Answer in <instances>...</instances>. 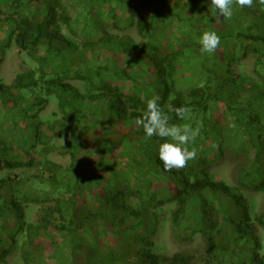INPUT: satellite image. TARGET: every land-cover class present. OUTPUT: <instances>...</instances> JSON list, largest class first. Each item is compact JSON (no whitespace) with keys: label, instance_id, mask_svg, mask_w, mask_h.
Here are the masks:
<instances>
[{"label":"trees","instance_id":"1","mask_svg":"<svg viewBox=\"0 0 264 264\" xmlns=\"http://www.w3.org/2000/svg\"><path fill=\"white\" fill-rule=\"evenodd\" d=\"M32 1L47 4L49 8V14L37 25L34 41H29L32 34L28 30V19L16 11L15 0H11V7L4 4L0 7V22L7 25L6 36L23 52L30 51L31 44L36 47L41 39H45L50 42L49 51L56 57L65 51L76 53L79 50L77 42L62 33L59 23L61 18L70 33L77 34L74 16L64 0ZM103 1L104 5L97 3L99 14L108 12L107 21L114 30L126 32L137 26L140 36L146 41L137 44L122 37L102 36L97 41L83 43L82 48L94 51L108 45L125 55L143 54L142 62L129 58L126 67L119 71L134 85L125 87V83L119 84L117 75H107L109 65L91 66L89 63H86V72L78 69L75 76L78 80L87 81L91 90L88 95H82L76 87L65 83V77L51 78L42 65L18 74L11 85L0 80V94L9 97L15 110L31 121L39 118L59 87L71 91L74 97L81 96L96 108H102L110 118L100 121L102 127L97 125L80 130L78 126H72L74 115L67 113L66 103L59 100L62 123L56 126L53 121L40 120L35 124L31 148L40 147L44 155L58 152L69 156L70 163L65 170L69 176L62 174L64 167L61 164L50 160L45 162L46 177L20 179L18 176H0V202L3 191L10 186L13 192L11 203L19 215L16 223L8 221L5 224L10 227L8 230L4 229L5 225L0 228V241L4 243L5 237L11 241L9 245L0 244V264H10V257L20 247L19 235L28 244L25 264H76L56 261V256L66 247L60 240H48L51 235L69 236L72 240L70 250L77 254L79 251L80 258L84 254L81 252L84 246L86 253L84 262L80 264H136V261L141 264H196L195 255L190 253L177 252L169 257L157 251L153 241L156 211L168 204L175 206L170 218L179 236L184 226L189 224L188 228L200 233L208 252H212L223 247L226 226L232 224L233 233L228 234V238L233 239L232 244L238 248L245 244V251L252 257L249 264H264V245L257 232V226L264 227V212L252 211L248 200L239 195L241 188L234 189L223 180H214L211 167L217 164L221 155L213 154L214 149L211 152L210 149L203 150L205 154L189 161L185 168L166 172L159 160L158 148L161 143L171 141L153 137L159 146L156 143L157 148L148 149L143 129L134 124L135 119L142 117L147 110V101L159 96L160 106L169 117L170 124L183 125L191 121L196 127L199 123L202 125L196 139L199 143L212 139L218 143L217 148L221 152L226 149L238 153L239 150L246 160L245 166L238 171L241 190L248 188L264 194V112L251 106L254 105L253 94L264 102V4L254 0L251 8L239 10L238 7L231 19H221L222 29L216 32L221 37L217 51L211 55L204 54L193 65L189 62L186 65L188 56L184 47L168 41V53L162 54L160 43L150 41L151 25L147 17L140 13L128 14L119 7V0ZM162 2L163 5L182 7V11L177 12L168 7L171 10L168 12L178 24L187 23L202 36L203 31L198 29L203 27V19L195 16L193 22L190 17L195 12L196 0ZM160 13L161 10L151 12ZM54 41L61 46H54ZM249 55L256 58L255 72L262 81L234 71V65H240ZM211 56H215L217 64L210 69L207 60ZM69 60L76 63L73 58ZM247 84L254 92L245 89ZM24 91L30 93L29 99L23 95ZM244 98L250 101V105L238 107ZM23 102H26L25 106ZM181 106L189 108V117H194L178 119L174 109ZM220 108L221 114L217 110ZM215 111L219 112L216 118ZM96 115L105 117L102 111ZM6 116L7 113L0 108V123ZM211 116L213 119L209 120ZM210 121L212 127L209 126ZM56 138L64 139L65 144L56 145ZM76 141L80 143L79 149ZM99 149H108L110 157H101L97 153ZM85 153L91 159L85 163L78 161L77 155ZM133 157L142 160V171L132 165ZM119 159L124 164L127 162L126 165H122ZM33 167L34 161L24 162L9 137L0 138V173ZM247 168L250 171L247 172ZM96 176L105 178V185L102 187L100 182L93 193L87 191L85 187L95 183ZM32 181L55 192V196L47 199L25 196L23 188L30 186ZM140 181L151 186L154 182L159 183L153 190L143 191L137 186ZM168 181L172 184L169 185L172 193L166 197L161 190H167ZM208 194H215L220 204L223 198L227 199L229 208L235 207L236 213L229 216L227 209L222 211L212 206ZM134 198L140 201V206L131 204ZM32 204L41 210L35 222L26 220L27 205ZM2 216L0 209V219ZM141 228L147 231L144 233ZM11 230H15V234L11 235Z\"/></svg>","mask_w":264,"mask_h":264},{"label":"rangeland","instance_id":"2","mask_svg":"<svg viewBox=\"0 0 264 264\" xmlns=\"http://www.w3.org/2000/svg\"><path fill=\"white\" fill-rule=\"evenodd\" d=\"M11 0H3V3L0 4V7L4 4L7 6L11 5ZM65 4L70 9L72 15L74 16V29L77 34L70 33L68 27L63 24V20L60 18L59 23L61 25V31L64 35L69 38H73L79 50L74 52L65 51L64 53H59L60 57H56L55 54H52L49 51L50 42L45 39L39 41V45L34 47L32 44L30 46V51L23 52L15 45V43L6 36L7 25L3 22H0V80L4 83L11 85L13 84L16 76L22 72L29 71L31 69H38L41 65L44 67L45 71L51 76V78H56L57 76L65 77V83H68L76 87L82 95H88L91 90H89L87 81H81L75 78L78 69L86 72L85 68L86 63H89L91 66H97L98 64H105L110 66V72L107 75L114 74L117 75V79L120 82L119 84L124 85L125 87H131V80L126 76L120 74V68H124L127 65L129 58H135L136 62H142L144 60V55L135 52L129 55L120 53L113 46H104L101 50L88 51L82 48L83 43L97 41L102 36H113V37H122L123 39H129L134 43L141 44L146 40H143L140 36L137 26L127 30L126 32H120L114 30L111 23L107 21L108 12L104 14H99L97 3L100 5L104 3L103 0H64ZM119 7L126 11L128 14L140 13L147 17L150 22L149 29V38L150 41L154 43H160L162 46V54L168 53L167 42L174 41L176 46H182L185 48L186 54L188 56L186 60V65L189 62L190 65H193L195 61H198L204 53L201 52L200 44V35L196 32L195 28L192 26H187V23L178 24L177 19L172 17L168 12L169 9H173L176 12L182 11V7L176 4L163 5L162 0H119ZM14 8L21 17L28 19V30L32 34L29 41H34V35L37 32V25L40 24L46 16L49 14V8L47 4L41 3L38 4L32 0H15ZM104 5V4H103ZM11 7V6H10ZM169 7V9H168ZM194 14L191 17L192 21H195L196 17H201L203 19V27H200L198 31H219L222 29V23L217 21L215 13L211 8L210 0H196L194 5ZM238 7H235V10ZM239 10H244V8H238ZM160 14H151L153 11H160ZM14 13V10H12ZM171 11V10H169ZM4 18V16H2ZM6 18V17H5ZM54 46L60 47L58 41L53 42ZM51 53V54H50ZM62 55V56H61ZM64 56V57H63ZM75 59L76 63L74 64L69 59ZM85 60V61H84ZM208 66L215 68L217 61L215 56H211L208 60ZM256 67V58L253 55H249L247 58L243 59L240 62V65H234V71L237 74H247L255 81H262L255 72ZM83 68V69H82ZM68 75V76H67ZM255 83V82H254ZM252 87V86H251ZM251 87L247 84L245 89L252 91ZM254 92V91H252ZM23 95L29 99L30 93L24 91ZM74 93L67 91L63 88H57V93L51 98L47 108L39 115V118L35 121L27 116H23L15 110L13 102L7 96L0 94V108L7 113V116L0 123V138L9 137L13 144L17 154L28 163L31 160L34 161V167L31 169H23L18 171H3L0 173V176L3 177H12L18 176L20 179H29V177L38 176L46 177V160L61 164L64 167L62 174L64 176H69L67 166L70 163L69 156H62L58 152H53L49 155H44L40 150V147L36 149L31 148L33 143V138L35 134V124L40 120H50L59 125L62 123L63 114L61 113L59 107V100H63L66 103L67 113L74 115V121L72 126L79 127L80 130L87 127H96L97 125L102 124L100 121H108L110 119L107 116L106 112L99 107L92 106L87 100H83L81 96L74 97ZM248 95L245 96L247 98ZM256 94H253V104L252 107L256 108L259 111L264 112V102L260 101ZM244 98V99H245ZM248 99V98H247ZM245 99L238 107L246 108L250 105V101ZM26 102H23L25 106ZM92 106V108H91ZM222 111V108L217 109ZM102 111L105 114V117L99 118L96 113ZM219 112L215 111L214 117L218 116ZM31 115V113H30ZM193 115H190L189 119ZM194 117V116H193ZM215 117V118H216ZM213 116L209 118L212 120ZM189 123L192 124L190 121ZM111 124V123H110ZM109 127H112L108 124ZM209 126L212 127V121H210ZM50 135H53L49 131ZM74 136V135H73ZM123 139V138H121ZM64 141V139H63ZM56 145H64L65 142H62V139L56 138L54 140ZM146 147L148 149L157 148L156 141L152 138H145ZM77 149L80 147V143L75 142ZM158 145V143H157ZM159 146V145H158ZM239 146V145H238ZM191 147L197 149V156L205 154L203 150L210 152L214 149L213 154L219 153L221 158L217 161V164L212 165L211 173L214 180H223L234 189L241 188V185L238 182L239 179V168L245 166V157L238 150V153L235 151L228 150H218V143L212 139L199 143L197 140L191 144ZM237 147V144H236ZM159 149V148H158ZM212 149V150H211ZM209 152V153H210ZM98 156L100 155L103 158L110 157L108 149H99L97 150ZM218 155V154H217ZM89 154H79L77 155L78 161L85 163L89 158ZM139 158V157H138ZM120 160V159H119ZM142 160L135 159L133 157L132 165L137 166V169L142 171L143 166L140 165ZM122 165L124 162L120 160ZM250 169L247 168V172ZM253 171V170H252ZM108 178L107 176H104ZM95 183L88 185L85 189L93 193L95 187L98 183L102 182V187L105 185L106 179L103 177L96 176L94 177ZM159 182H154L153 185H148L146 182H139L137 184L139 189L143 191L153 190V187ZM172 186L170 181H168V186ZM166 187L164 195L168 197L171 195V187ZM97 189V188H95ZM239 190L240 194L243 195L247 200L249 205L252 208L254 213H263L264 212V194L257 193L251 189L245 188ZM169 190V191H168ZM23 193L25 196H40L44 199L53 198L55 192L45 188L44 185L38 184L35 181L31 182L30 186L23 188ZM91 193V194H92ZM12 189L10 186H7L2 194V200L0 202V209L2 212V217L0 219V228L5 225L8 221L16 223L18 220V212L16 208L11 203ZM148 195V194H147ZM55 196V195H54ZM212 202V206L222 209L224 211L227 209L229 216H233L232 213H236L237 209L235 207L229 208L227 199L224 198L220 200L215 194L207 195ZM171 197V196H170ZM131 204L134 206H140V201L136 198L131 200ZM198 205V203H194ZM175 206L173 204H168L162 207L160 210H157V224H156V234L153 237V241L156 244L157 251L160 254L171 257L177 252H186L192 255H195L196 264H249L252 260L251 255L245 251V244L243 243L239 248L235 247L232 244L233 239L228 238L229 233H233L232 224L226 226L225 234H223L224 243L222 248H215L212 252H208L205 246V240L200 233H194L188 228L189 224H186L181 231V236H179L171 221L172 211ZM232 209V210H231ZM28 216L27 221L35 222L40 214V207L37 205H27ZM154 211L153 209H151ZM9 225H5L4 229L8 230ZM141 231L144 233L147 231L145 228H141ZM15 230H11L10 234H15ZM258 237L264 245V227L257 226ZM48 236V235H47ZM19 239L20 247L19 250L9 259L10 264H25V252L28 249V244L25 239L20 235L17 236ZM4 243L0 241V244L9 245L10 239L8 237L3 238ZM48 240H60L65 244L66 250L56 256V261L58 263H70L74 262L80 264L84 262V254L86 249L83 246L82 257L79 256L76 252L70 250L71 238L69 236L58 237L56 235H51L47 237ZM80 246L79 248H81ZM76 251V250H75ZM264 254V251H263ZM136 264H141L139 261L135 262Z\"/></svg>","mask_w":264,"mask_h":264},{"label":"clouds","instance_id":"3","mask_svg":"<svg viewBox=\"0 0 264 264\" xmlns=\"http://www.w3.org/2000/svg\"><path fill=\"white\" fill-rule=\"evenodd\" d=\"M264 4V0H259ZM217 21L231 19L234 7L251 8L254 0H210ZM201 52L214 54L221 45V37L216 31H205L200 37ZM160 97L153 96L147 101V110L142 117L135 119L134 124L141 127L146 138L157 137L161 140L171 141L161 143L159 146V160L166 172L180 170L187 166L189 161L197 158V149L189 147L200 135L202 125L193 127L191 123L176 125L169 123V117L160 106ZM176 117L185 120L189 117L190 109L184 106L174 109ZM62 142L64 143L63 139Z\"/></svg>","mask_w":264,"mask_h":264}]
</instances>
